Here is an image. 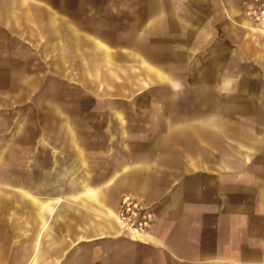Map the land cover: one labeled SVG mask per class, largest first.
Wrapping results in <instances>:
<instances>
[{
	"label": "crops",
	"instance_id": "obj_1",
	"mask_svg": "<svg viewBox=\"0 0 264 264\" xmlns=\"http://www.w3.org/2000/svg\"><path fill=\"white\" fill-rule=\"evenodd\" d=\"M18 2L0 0L4 32L49 42L62 74H92L115 47L117 71L137 66L127 79L147 82L133 94L146 116L87 136L57 123L68 136L37 155L43 174L63 161L42 183L59 195L32 200L37 220H0V264H264V30L248 2ZM124 194L152 206L150 234L121 228Z\"/></svg>",
	"mask_w": 264,
	"mask_h": 264
},
{
	"label": "rangeland",
	"instance_id": "obj_2",
	"mask_svg": "<svg viewBox=\"0 0 264 264\" xmlns=\"http://www.w3.org/2000/svg\"><path fill=\"white\" fill-rule=\"evenodd\" d=\"M2 21L0 15V220H34L32 200L46 201L44 196L23 195V201L16 200L20 190L12 183L26 185L48 167L46 156L37 155L42 140L60 137L56 125L65 119L75 124V134L86 136L102 133L105 122L115 121L117 114L120 120H141L146 115L138 111L141 107L133 94L147 88V82L127 79L139 71L137 66L132 70L131 64L119 65L117 71L115 47L106 48L109 63L93 66L92 74L84 75L79 67L62 74L67 66L52 64L49 42L37 47L35 33L4 32ZM102 35L109 45L115 44L114 33ZM11 136L14 139L8 141Z\"/></svg>",
	"mask_w": 264,
	"mask_h": 264
},
{
	"label": "built area",
	"instance_id": "obj_3",
	"mask_svg": "<svg viewBox=\"0 0 264 264\" xmlns=\"http://www.w3.org/2000/svg\"><path fill=\"white\" fill-rule=\"evenodd\" d=\"M246 1L248 2L247 15L253 26L264 30V3L259 0ZM116 216L125 230L135 231L141 236L150 234L155 222L151 206L132 194L122 195Z\"/></svg>",
	"mask_w": 264,
	"mask_h": 264
},
{
	"label": "water",
	"instance_id": "obj_4",
	"mask_svg": "<svg viewBox=\"0 0 264 264\" xmlns=\"http://www.w3.org/2000/svg\"><path fill=\"white\" fill-rule=\"evenodd\" d=\"M11 5L17 6L20 5V3L18 2V0H9ZM50 105L53 109H56V105H54L52 102H50ZM21 123L24 124L26 123V116H22L21 118ZM56 124V123H55ZM56 131H57V135L60 137H66L68 136L67 134V130L65 128H62L61 125H56ZM14 139V136H11L8 141H12ZM62 160L59 159L57 160V168L52 170H47V172L45 171L44 174L41 172L40 174L37 173L35 174V177L31 180L30 183L28 184H23L22 182H15L12 183V186H15L18 190H20V194L15 196V199L19 200V201H23L24 200V196L23 195H33L36 194L37 196L41 195V196H45V198H55L56 196L59 195L58 191H54L53 188L50 186V188H43V181H50L52 182L53 180H56V182L59 180H57L56 176L57 174L60 172L61 170V165H62ZM42 174V175H41ZM41 175V176H40ZM32 213L34 214V220H37V211L36 208L31 205L30 206ZM38 217L40 218L39 220H41V218L45 217V214L42 212L38 214Z\"/></svg>",
	"mask_w": 264,
	"mask_h": 264
},
{
	"label": "bare ground",
	"instance_id": "obj_5",
	"mask_svg": "<svg viewBox=\"0 0 264 264\" xmlns=\"http://www.w3.org/2000/svg\"><path fill=\"white\" fill-rule=\"evenodd\" d=\"M116 218H117V216H116ZM117 221H118V220H117ZM118 223H119V222H118ZM119 224H120V223H119ZM120 226H121V228H122L125 232H128L129 234H131V235H133V236H135V237H137V238L141 237V235H140L139 233H137V232H135V231L125 230L121 224H120ZM145 235H146V234H145ZM145 235H143V236H145Z\"/></svg>",
	"mask_w": 264,
	"mask_h": 264
}]
</instances>
